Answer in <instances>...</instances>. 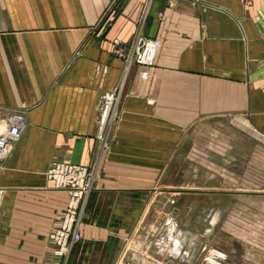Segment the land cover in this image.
I'll return each mask as SVG.
<instances>
[{
	"label": "crops",
	"instance_id": "crops-1",
	"mask_svg": "<svg viewBox=\"0 0 264 264\" xmlns=\"http://www.w3.org/2000/svg\"><path fill=\"white\" fill-rule=\"evenodd\" d=\"M136 34L160 40L144 80L112 52V38ZM121 80L103 148L100 96ZM11 114L24 127L0 167V264L52 251L68 199L46 176L54 160L94 172L64 264H116L117 239L163 198L186 132L231 116L264 134V0H0V130Z\"/></svg>",
	"mask_w": 264,
	"mask_h": 264
},
{
	"label": "rangeland",
	"instance_id": "rangeland-1",
	"mask_svg": "<svg viewBox=\"0 0 264 264\" xmlns=\"http://www.w3.org/2000/svg\"><path fill=\"white\" fill-rule=\"evenodd\" d=\"M140 36L159 41L147 79L158 38L136 34L129 44L112 38V52L126 69L140 66V78L135 59ZM187 133L165 173L163 198L148 208L146 220L135 222L133 234L117 239V247L148 264H264V134L231 116ZM145 207L133 205L134 212Z\"/></svg>",
	"mask_w": 264,
	"mask_h": 264
},
{
	"label": "built area",
	"instance_id": "built-area-1",
	"mask_svg": "<svg viewBox=\"0 0 264 264\" xmlns=\"http://www.w3.org/2000/svg\"><path fill=\"white\" fill-rule=\"evenodd\" d=\"M115 43L118 40H114ZM159 41L146 40L138 37L135 44V59L141 65L140 78L147 77L150 65L153 64L154 52ZM141 50V51H139ZM121 87L104 91L100 96L98 115L96 119L97 138L101 140L102 147H107L106 132L116 120L117 103L122 94ZM24 122L20 114H11L6 119V124L0 130V167L10 148L16 140ZM46 176L53 182L55 188L63 189L68 194L65 207L59 212L47 236L52 247L44 259L43 264H64L72 247L81 239L80 220L87 197L92 189L94 172L92 167L77 164L70 160H54ZM3 190L0 188V200ZM135 253L126 251L120 253L119 264H148L145 257L134 258Z\"/></svg>",
	"mask_w": 264,
	"mask_h": 264
}]
</instances>
